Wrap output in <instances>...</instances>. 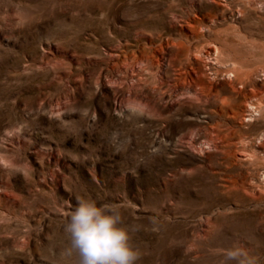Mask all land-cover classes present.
I'll return each mask as SVG.
<instances>
[{"label":"rangeland","instance_id":"obj_1","mask_svg":"<svg viewBox=\"0 0 264 264\" xmlns=\"http://www.w3.org/2000/svg\"><path fill=\"white\" fill-rule=\"evenodd\" d=\"M214 45L220 92L182 94ZM229 70L264 96L262 0H0V264H76L78 198L118 208L138 264H264V107L221 102Z\"/></svg>","mask_w":264,"mask_h":264},{"label":"clouds","instance_id":"obj_2","mask_svg":"<svg viewBox=\"0 0 264 264\" xmlns=\"http://www.w3.org/2000/svg\"><path fill=\"white\" fill-rule=\"evenodd\" d=\"M63 231L68 239L67 254L75 257L76 264H138L141 258L115 206L78 198ZM226 259L252 264L238 249L229 251Z\"/></svg>","mask_w":264,"mask_h":264},{"label":"bare ground","instance_id":"obj_3","mask_svg":"<svg viewBox=\"0 0 264 264\" xmlns=\"http://www.w3.org/2000/svg\"><path fill=\"white\" fill-rule=\"evenodd\" d=\"M262 2L264 3V0H262ZM189 30L190 32L192 31V29ZM211 52L214 54V61H212V59L209 57ZM206 53L209 54L205 57ZM220 56V47L215 45L210 48H207V51H203V53L201 54H196L193 51H189L186 59V68H184V71L180 73V78L185 79V77L187 76L190 79V83L187 85L188 88L186 92H183L182 94H186L188 97H191L198 101H203L205 98L209 99L217 96L221 89L218 84L213 80V78L207 75L209 69V67L207 66L209 65L215 67V65H217L218 63V59L220 58ZM229 71H232L235 74ZM229 71H227L226 74L227 78L220 85L230 87L232 93L224 91V96L222 97L221 102L224 103L226 102L227 98H237V96L240 95L243 106L241 108V120L243 121L245 120V117L248 116V114H244L245 112H249L250 115H253L256 110V105L260 108L264 107V98H262L264 96H259L255 102H251L252 97L257 96L255 94V91L251 90L252 88L246 89L247 86L253 85H249L252 79L251 75L246 74V76L241 77L234 70ZM258 85L261 89V83H259ZM241 87L245 89H241ZM260 92L261 91L259 90L258 95L260 94ZM192 142L193 141H191V143ZM236 155L239 161H248L251 157V155L246 150H241ZM262 181V186H264V178Z\"/></svg>","mask_w":264,"mask_h":264}]
</instances>
